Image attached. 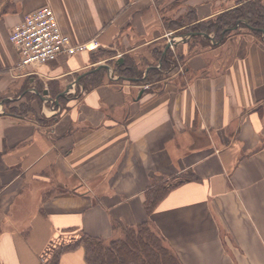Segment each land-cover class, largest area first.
Returning a JSON list of instances; mask_svg holds the SVG:
<instances>
[{
  "label": "crops",
  "instance_id": "1",
  "mask_svg": "<svg viewBox=\"0 0 264 264\" xmlns=\"http://www.w3.org/2000/svg\"><path fill=\"white\" fill-rule=\"evenodd\" d=\"M238 5L0 0V99L37 97L28 116L0 113V264H45L83 233L109 241L146 221L184 264H264V40L240 34L189 54L192 36L177 47L186 81L172 78L141 95L118 81L113 65L95 62L94 51L22 66L10 41L28 14L49 6L73 43L95 39L121 56L110 61L129 56L139 65L164 38L166 18L193 9L205 21ZM99 66L108 67L105 82L84 90L82 76ZM186 172L199 180L173 190L148 216L152 182ZM59 264H88L84 248Z\"/></svg>",
  "mask_w": 264,
  "mask_h": 264
},
{
  "label": "trees",
  "instance_id": "2",
  "mask_svg": "<svg viewBox=\"0 0 264 264\" xmlns=\"http://www.w3.org/2000/svg\"><path fill=\"white\" fill-rule=\"evenodd\" d=\"M240 26L236 28L237 23ZM169 28H185L191 32L214 34L217 40L224 42L231 34L239 32V28H245L257 38L264 40V0H239V6L224 12L209 21L198 22L197 15L190 9L185 17L173 21L169 20ZM187 28V29H186ZM194 40L202 41L203 46L210 44L209 38L200 35L193 37ZM209 43V44H208ZM154 61L156 63L147 64L150 67L147 76L129 56L124 57L123 63L110 61L115 56L107 49L99 48L93 53L94 61L105 60L113 65L114 73L118 76L119 82L154 84L163 77L178 70V59L169 48L165 50L162 46L154 51ZM108 55V57H104ZM181 59H186L182 55ZM107 77V69H92L82 76L80 82L84 90H90L103 84ZM36 95L27 94V99L21 107H8L7 112L17 117L28 116L33 113L31 103ZM52 97H56L54 94ZM1 101V99H0ZM6 104H8L6 102ZM46 120L44 122L53 121ZM180 177V176H178ZM177 176L172 180H176ZM199 178L193 172H187L183 179L171 183L170 180L153 181L145 191L144 207L148 216H151L159 205L169 196V194L186 182H196ZM121 236L105 241L93 238L83 233L81 238L69 245L59 246L45 264H59L61 257L79 248H84L85 259L88 264H184L175 250L167 244L164 237L154 228L150 221L140 223L136 226H124L121 228Z\"/></svg>",
  "mask_w": 264,
  "mask_h": 264
},
{
  "label": "built area",
  "instance_id": "3",
  "mask_svg": "<svg viewBox=\"0 0 264 264\" xmlns=\"http://www.w3.org/2000/svg\"><path fill=\"white\" fill-rule=\"evenodd\" d=\"M10 41L22 56V66L42 65L60 56H73L100 48L99 41L95 39L86 43H73L62 32L56 14L49 6L28 14L13 28Z\"/></svg>",
  "mask_w": 264,
  "mask_h": 264
},
{
  "label": "rangeland",
  "instance_id": "4",
  "mask_svg": "<svg viewBox=\"0 0 264 264\" xmlns=\"http://www.w3.org/2000/svg\"><path fill=\"white\" fill-rule=\"evenodd\" d=\"M170 19H171L170 17L166 18V22L164 23V26H165V29H166V30H164V32H162V34H164V38H162L161 40H159L158 42H156V43L153 44V48L149 51V54H148V60H146V61L142 60L143 59V56L138 57L137 60H139L141 64H139L137 66H138L139 70H141V71L144 70L145 71V69H146L145 67H147V64L148 63H150V64L156 63L154 61V52L153 51L155 49H157V50L160 49L162 46H164L165 47V50H166L167 45L170 44L171 45L170 49L174 52L175 57L178 59V70L176 72H174V73L169 74L167 76V78L166 77H163L162 79H160L159 82L154 83V84L134 83L135 87L139 91L156 90L162 84H164L167 80H170L172 78H175V79L176 78H178V79L180 78L178 81H184L186 79V75L184 74V72L186 71V66H185L186 60L185 59L183 60V59H181V57H179V55L182 56L183 53H182V51L180 49H177V47H178L179 44H181V43L184 42L183 39H182V35H185V34H187L188 32H191V31L185 30V28H182V29H176L174 27L173 28H169V25L168 24H169V20ZM211 19H213V18H211ZM209 20L210 19L205 20V21H209ZM198 22H201V21H198ZM239 26H240V23H239V25H236V28H238ZM240 34H252V33H250L249 31H247V29H245V28H239V32L231 34L226 40L231 39V38H234V37H237L236 35H240ZM207 35H209L211 37V39L209 38L210 39L209 40L210 41V44L208 43L209 45H207L206 47L205 46H202V43H201L202 41H200V40H194L193 38L189 39V44L187 46L188 53L189 54H194L196 52L202 51V49H209V48H212V46L215 47V46L219 45L222 42L221 39L220 40H217L215 38V35L214 34H207ZM252 35H254V34H252ZM203 38H206V37H203ZM107 51L113 53V55H115L114 57L116 59L121 58V56L118 55V53H116L115 51L110 50V49H107ZM104 57H108V55L103 56V58ZM101 61L102 62L104 61L105 62L104 64H106L105 58L102 59ZM123 83H125V82H123ZM129 83L130 84H133L131 82H129ZM14 97H17V95L14 96ZM4 101L3 100L0 101V113H8L7 112L8 111L7 110L8 107H10V108L12 106L18 107V108L21 107L22 103L26 102L27 99L24 98L23 100H21V102L22 101H24V102H22V103L21 102L20 103L18 102L17 104H14L10 100H6V102L8 103V104H6V102H4ZM46 105L48 107H51L52 109H54L53 111H56L57 110V108L55 107V105H53L51 103H46ZM61 106L64 108V104H62ZM186 173L181 174L180 175V179H183V175H185ZM172 179H170V182L171 183H175ZM16 209H14V210H16ZM17 212H18V210H17ZM119 236H121V235H118L117 237H119Z\"/></svg>",
  "mask_w": 264,
  "mask_h": 264
},
{
  "label": "water",
  "instance_id": "5",
  "mask_svg": "<svg viewBox=\"0 0 264 264\" xmlns=\"http://www.w3.org/2000/svg\"><path fill=\"white\" fill-rule=\"evenodd\" d=\"M239 23H240V22H238L237 25H239ZM196 35H201V36H204V37H206V38H210V39H211V37H210L209 35L204 34V33H199V32H188L187 34L182 35V39H183V41L185 42V41L188 40V38H190V37H192V36H196ZM175 44H176V43H175ZM170 47H171L170 44L167 45L166 50H168ZM122 61H123V60L120 59V62H122ZM101 67H102V66H99L98 68H101ZM103 67H105V66H103ZM106 68L108 69L107 66H106ZM143 92H144V91H141L140 95H141ZM44 94H45V95H48V91H45ZM56 101H57V100H56ZM57 102H58V101H57Z\"/></svg>",
  "mask_w": 264,
  "mask_h": 264
}]
</instances>
